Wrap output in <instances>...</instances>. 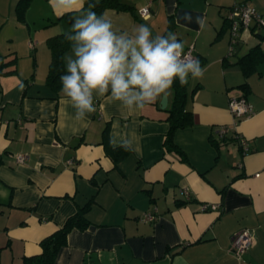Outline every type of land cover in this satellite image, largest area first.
Wrapping results in <instances>:
<instances>
[{
	"label": "crops",
	"instance_id": "obj_1",
	"mask_svg": "<svg viewBox=\"0 0 264 264\" xmlns=\"http://www.w3.org/2000/svg\"><path fill=\"white\" fill-rule=\"evenodd\" d=\"M17 1L0 0V264L40 254V241L89 202V226L67 235L56 264H264V28L240 31L229 54L226 21L240 3L264 17V0H121L133 11L102 12L122 32L144 24L165 35L170 23L205 69L186 85L191 123L171 135L179 152L165 143L172 91L165 108L161 95L135 112L98 98L87 127L73 132L74 110L47 83L48 40L89 10L31 0L20 20ZM145 6L148 19L139 15ZM255 46L245 74L240 61ZM239 96L253 114L235 123L228 102ZM221 126L230 129L222 139ZM114 133L134 134L137 150L113 160L106 147L120 148L110 143ZM206 204L215 209L203 211ZM145 213L155 220L141 221ZM242 230L255 245L236 257L231 240Z\"/></svg>",
	"mask_w": 264,
	"mask_h": 264
},
{
	"label": "clouds",
	"instance_id": "obj_2",
	"mask_svg": "<svg viewBox=\"0 0 264 264\" xmlns=\"http://www.w3.org/2000/svg\"><path fill=\"white\" fill-rule=\"evenodd\" d=\"M50 2L54 10H80L85 0ZM65 39L70 42V53L62 57L61 96L74 110L68 116L73 132L87 127L98 98L119 102L128 112L139 111L161 95H170L177 80L183 87L190 77L202 78L205 71L198 59L184 53V44L175 34L153 36L144 24L131 33L122 32L114 29L108 13L97 15L89 10L77 15ZM110 143L114 148L137 150L134 134L114 133Z\"/></svg>",
	"mask_w": 264,
	"mask_h": 264
},
{
	"label": "trees",
	"instance_id": "obj_3",
	"mask_svg": "<svg viewBox=\"0 0 264 264\" xmlns=\"http://www.w3.org/2000/svg\"><path fill=\"white\" fill-rule=\"evenodd\" d=\"M31 0H18L15 12L18 19L22 20L24 12ZM85 8L91 10L99 15L106 9H113L116 11H129L133 9L129 5L124 4L121 0H85ZM168 31L170 33L171 24L169 23ZM70 42L65 39V35L56 36L48 40V46L51 50V62L49 65V71L47 76V83L55 88H61L60 77L65 73V66L63 62V55L68 50ZM259 46H255L251 51L241 59V66L245 72H249L250 61L253 57L257 56ZM201 64V63H200ZM202 65V64H201ZM252 67V66H251ZM245 92L247 85L244 83L239 86ZM171 104L167 109L166 120L170 123V132L165 140V143L169 145L172 150H177L176 146L171 141L172 132L178 128H183L191 123V114L185 110V104L187 100L186 85L181 86L177 80L172 89ZM106 147L107 154L116 161V158L125 156L129 151L124 150L122 147L116 150ZM179 152V150H177ZM91 203H87L85 206L78 208L77 212L69 217L65 224L51 235L43 238L39 245L41 253L32 256L24 257L22 264H56V257L59 250L66 245L67 235L74 229L84 230L89 226L85 215L90 208Z\"/></svg>",
	"mask_w": 264,
	"mask_h": 264
},
{
	"label": "built area",
	"instance_id": "obj_4",
	"mask_svg": "<svg viewBox=\"0 0 264 264\" xmlns=\"http://www.w3.org/2000/svg\"><path fill=\"white\" fill-rule=\"evenodd\" d=\"M139 15L142 19H148L150 17V9L145 6L139 10ZM226 21L230 29V46L229 54L234 53L235 47L237 45V35L240 31L250 30L252 28L260 27L264 28V20H262L258 11L251 5L247 3H240L233 5L226 16ZM32 47V44L29 45ZM185 54L190 55L195 58L192 50L187 49L184 51ZM228 109L232 114L235 123L247 118L253 114V109L250 103L246 100L244 96L230 97L228 102ZM230 129L227 126H221L218 130L219 137L226 138L229 135ZM239 147L243 154L248 151L247 143L245 139L236 138ZM24 156H17L16 162L22 163L24 161ZM182 193L188 198V192L186 189L182 190ZM215 205L206 204L202 206L203 211L213 210ZM155 220V215L150 213H145L141 217V221H153ZM255 245L254 234L249 230H242L235 235H233L231 240V252L236 257H240L242 254L247 252L251 247Z\"/></svg>",
	"mask_w": 264,
	"mask_h": 264
},
{
	"label": "water",
	"instance_id": "obj_5",
	"mask_svg": "<svg viewBox=\"0 0 264 264\" xmlns=\"http://www.w3.org/2000/svg\"><path fill=\"white\" fill-rule=\"evenodd\" d=\"M160 105H161V108H165L166 107V105H167V98H166V96H163Z\"/></svg>",
	"mask_w": 264,
	"mask_h": 264
},
{
	"label": "rangeland",
	"instance_id": "obj_6",
	"mask_svg": "<svg viewBox=\"0 0 264 264\" xmlns=\"http://www.w3.org/2000/svg\"><path fill=\"white\" fill-rule=\"evenodd\" d=\"M262 20H264V17H262Z\"/></svg>",
	"mask_w": 264,
	"mask_h": 264
}]
</instances>
